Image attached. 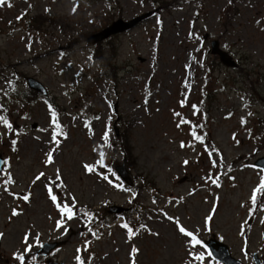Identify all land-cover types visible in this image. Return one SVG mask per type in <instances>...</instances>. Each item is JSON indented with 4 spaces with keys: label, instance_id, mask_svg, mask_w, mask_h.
<instances>
[{
    "label": "rangeland",
    "instance_id": "374dc122",
    "mask_svg": "<svg viewBox=\"0 0 264 264\" xmlns=\"http://www.w3.org/2000/svg\"><path fill=\"white\" fill-rule=\"evenodd\" d=\"M28 76L48 95L26 100ZM0 117V264H219L202 239L264 263V206L251 199L264 181V0H4ZM107 156L127 159L132 185L101 174Z\"/></svg>",
    "mask_w": 264,
    "mask_h": 264
},
{
    "label": "water",
    "instance_id": "95a60500",
    "mask_svg": "<svg viewBox=\"0 0 264 264\" xmlns=\"http://www.w3.org/2000/svg\"><path fill=\"white\" fill-rule=\"evenodd\" d=\"M147 16L148 15H140L139 17L131 19V20H125L122 18L119 20H116L109 26L102 29L101 31H98L92 34L90 37H88L87 41L89 43H98L99 41L108 39L114 34H118V33L131 29L137 22H139L140 20H142L143 18ZM212 45H213V53L219 55L221 62L224 65L226 66H237L238 65L234 56L228 50L221 47L219 40H214L212 42ZM27 82L31 89L45 96L48 95L47 87L43 84L42 81H40L36 77H31V76L27 77ZM33 126L37 127V124H34ZM116 131L118 133V127L116 128ZM255 165H257L262 170H264V156L259 157L255 161ZM3 166H4V159L1 155L0 156V172L3 170ZM115 166L117 168L119 175L123 178V180L129 183L130 185H132L133 175H132L130 168L127 165V159L125 158L123 159V161L116 160ZM125 209L123 206H120V205L113 207V210H115L116 212H122ZM207 243L213 249V252L215 253V255H217L218 258H220V260L224 262L225 264H243L241 261L233 259V257L229 254V249L226 243L219 241L217 239H209ZM58 244L59 243L57 241L51 244L46 243L43 245V249L40 252L47 254L48 252L59 247ZM254 258L258 264H263V262H261V260L258 258L257 253L254 254Z\"/></svg>",
    "mask_w": 264,
    "mask_h": 264
},
{
    "label": "trees",
    "instance_id": "16d2710c",
    "mask_svg": "<svg viewBox=\"0 0 264 264\" xmlns=\"http://www.w3.org/2000/svg\"><path fill=\"white\" fill-rule=\"evenodd\" d=\"M52 19V18H51ZM46 20V17L44 15H38L35 17L34 22H39L41 24V22L43 23V21ZM34 24V23H33ZM102 77L105 76V71H103L102 73ZM27 81V79H26ZM28 84V83H27ZM24 94V98L26 100H32V99H37L41 94L38 93L37 91L31 89L28 85V89L22 92ZM6 118H9L7 113L5 114ZM119 140H121L120 144L122 146V152L127 155V158H129V166L132 167L133 165V160L136 159V157H134L133 154V147L132 145L129 143V136H128V131L124 132L123 134H121L119 136ZM118 138V137H117ZM98 166H99V171L101 172V174L104 177H107L110 181L115 182L110 175H116V177L118 178L119 181H121L122 186H126V184L120 179V177L117 175L114 167H113V162L112 159L110 160L107 157H103L102 159H99L98 162ZM117 183V182H116ZM120 183V186H121ZM119 184V183H117ZM264 206V194H260L257 196V201L256 204L254 205L255 210L258 208V206L260 205ZM139 213V212H138ZM125 218L127 219L128 222L132 221V217L130 215H127L126 213L124 214ZM100 219V217H97ZM132 231H136V226L131 227ZM35 254V253H34Z\"/></svg>",
    "mask_w": 264,
    "mask_h": 264
},
{
    "label": "snow or ice",
    "instance_id": "6c2138e0",
    "mask_svg": "<svg viewBox=\"0 0 264 264\" xmlns=\"http://www.w3.org/2000/svg\"><path fill=\"white\" fill-rule=\"evenodd\" d=\"M4 3V0H0V5H2ZM10 6V5H9ZM18 19H19V17H18ZM177 115H179V114H177ZM52 116H53V124L54 125H56L57 127H59V125L57 124V120H56V113L55 112H53L52 113ZM0 122H5L6 123V121H4V118L3 117H0ZM184 123H187V121H183ZM10 126V125H9ZM58 134H62V133H58ZM193 136L196 138V139H198V140H202L203 138L202 137H200V136H196V133H195V131H193ZM106 138V137H105ZM53 139L55 140L56 139V135L54 134V136H53ZM183 146V145H182ZM51 154H49V162H51ZM89 170H91V169H89ZM40 177H37V179H39ZM213 182L214 183H217L218 184V181L217 180H213ZM49 193H50V196H51V199L55 202L56 200H57V197L55 196V195H52L51 194V188H49ZM257 193H262V194H264V181H262L261 182V185L257 188V189H255L254 190V193H253V196L251 197V199H252V203L255 205L256 204V201H257ZM24 199L25 200H27L28 199V196H25L24 197ZM58 207H59V205H58ZM62 210V212H66L67 214H68V218L69 219H71L72 217H73V215H74V213L72 212V210H71V208L68 206V205H64V207L61 209ZM14 215L15 214H17V213H13ZM125 227H127L126 225H125ZM180 231L182 232V233H185L186 235H189V236H191L192 235V233H190V232H186V230L183 228V227H181L180 228ZM196 243H200L198 240L196 241ZM134 251H136V250H134ZM209 255H210V253H209ZM198 259H202V257H197ZM18 259H23V257H18ZM82 264H83V262H82Z\"/></svg>",
    "mask_w": 264,
    "mask_h": 264
},
{
    "label": "flooded vegetation",
    "instance_id": "af4514ba",
    "mask_svg": "<svg viewBox=\"0 0 264 264\" xmlns=\"http://www.w3.org/2000/svg\"><path fill=\"white\" fill-rule=\"evenodd\" d=\"M56 251V250H55ZM54 252V251H53ZM213 255H211V257H212ZM216 263H217V260L215 261Z\"/></svg>",
    "mask_w": 264,
    "mask_h": 264
}]
</instances>
